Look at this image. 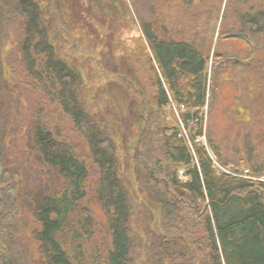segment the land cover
I'll return each instance as SVG.
<instances>
[{
	"label": "trees",
	"instance_id": "trees-1",
	"mask_svg": "<svg viewBox=\"0 0 264 264\" xmlns=\"http://www.w3.org/2000/svg\"><path fill=\"white\" fill-rule=\"evenodd\" d=\"M9 1L0 3L5 7L14 5L13 13L21 18L23 40L18 50L26 73L48 85L41 91L49 93V101L58 104L59 111L70 117L75 130L87 142L97 175L94 194L107 217L110 245L102 252L83 248L85 234L95 226L83 205L89 168L71 144L60 140L58 124L50 121L44 106L35 109L27 122V146L11 162L21 172L19 183L7 192L0 189V214L7 213L1 220L12 221L24 209L35 218L39 230L34 236L41 264H132V215L128 191L118 172L115 142L102 127V120L88 119L79 98L82 76L58 58L38 1ZM239 15L249 38L258 45L264 37L263 3ZM143 33L156 64L157 71L153 72L158 77L150 76L148 89L134 86L142 102H131L133 120L128 121V129L139 149L142 145L146 148L151 130L148 121L153 120L150 126L156 125L160 146V156L151 153L148 146L145 155L138 159L144 176L140 175L152 184L145 192L150 202L160 207L164 218L162 234L151 243L152 264H264V182L260 180L264 178V163L246 169L242 159H224L212 140H208L210 150L196 142L206 138L202 111L211 84L210 53L190 41L163 38L164 33L154 31L150 23L143 24ZM4 93L9 101L0 99V162L4 168L0 185L7 178V160L5 165L2 155L4 141L26 125L21 94L5 82L0 64V96ZM172 103L184 105L185 110L181 121L166 127L160 121ZM180 170L184 171L182 180ZM153 172L164 177L154 180ZM3 225L0 264H17L16 259L7 257L15 254L14 234L8 236ZM73 225L79 229L71 235Z\"/></svg>",
	"mask_w": 264,
	"mask_h": 264
},
{
	"label": "rangeland",
	"instance_id": "rangeland-1",
	"mask_svg": "<svg viewBox=\"0 0 264 264\" xmlns=\"http://www.w3.org/2000/svg\"><path fill=\"white\" fill-rule=\"evenodd\" d=\"M37 1L58 58L77 69L82 76L79 98L88 119L94 122L102 120V127L115 142L118 172L128 191L132 215L129 223L134 243L130 255L132 264H152L151 243L162 234L164 218L160 216V207L150 202L145 192L152 184L140 175L138 159L145 155L148 146L151 153L160 156L157 151L160 146L154 131L156 125L150 126L153 120L148 121L151 130L147 135L146 148L142 145L139 149L128 129V121L133 120L129 108L131 102L135 99L142 102L134 86L148 89L150 76L158 77L143 24H153L154 31L164 33L163 38L190 41L199 48L203 47L205 53H210L211 84L206 107L202 111L204 116L201 115L206 130L202 144L209 149L208 140H212L224 159L230 162L242 159L245 168L250 169L255 163H264V37L257 45L249 38L248 28L245 30V24L241 23L238 15L254 6L257 9L262 3L264 5V0ZM13 6L5 7L0 3L3 10H0V19H3L0 25V64L5 82L21 94L26 125L4 141L6 148L2 155L4 164L7 160V178L0 189L7 192L9 187H16L19 183L21 172L11 162L17 158L19 150L27 146V122L36 113L35 109L44 106L50 121L58 124L60 140L71 144L89 168L83 205L95 226L85 234L83 248L92 253L105 251L110 245L107 217L94 194L97 175L87 142L75 130L70 117L59 111L58 104L49 101V93L41 91L48 85L44 83V86L26 73V64L18 50L23 40V28L21 18L12 11ZM0 99L9 101L8 94L4 93ZM169 106L171 109L166 110L167 115L160 121L166 127L182 119L178 105L172 103ZM143 138L142 135L140 140ZM0 167L3 175L4 168ZM216 167L221 170L218 164ZM35 168L42 170L39 165ZM182 172L179 171L180 180L184 179ZM35 174L40 176L37 172ZM141 174L144 176L143 172ZM151 177L158 180L164 176L153 172ZM4 216L7 217V213L0 217V228L3 223L8 236L14 234L15 237V254L7 257L16 259L17 264H41L34 236L39 230L35 218L26 209L18 212L12 221L1 220ZM77 229L79 227L73 225L70 234ZM171 233L175 235L176 232Z\"/></svg>",
	"mask_w": 264,
	"mask_h": 264
},
{
	"label": "built area",
	"instance_id": "built-area-1",
	"mask_svg": "<svg viewBox=\"0 0 264 264\" xmlns=\"http://www.w3.org/2000/svg\"><path fill=\"white\" fill-rule=\"evenodd\" d=\"M178 107H179L180 111H182V112L185 110V106L184 105H179ZM204 141H205L204 137L196 139L197 143H204ZM183 174H184V171L182 172L181 175L184 176ZM247 174H248V171H245V175H247ZM260 180L264 182V178H262Z\"/></svg>",
	"mask_w": 264,
	"mask_h": 264
},
{
	"label": "water",
	"instance_id": "water-1",
	"mask_svg": "<svg viewBox=\"0 0 264 264\" xmlns=\"http://www.w3.org/2000/svg\"><path fill=\"white\" fill-rule=\"evenodd\" d=\"M0 166H1V164H0ZM0 177H2V167H0Z\"/></svg>",
	"mask_w": 264,
	"mask_h": 264
}]
</instances>
